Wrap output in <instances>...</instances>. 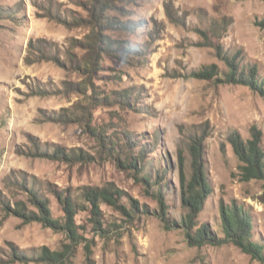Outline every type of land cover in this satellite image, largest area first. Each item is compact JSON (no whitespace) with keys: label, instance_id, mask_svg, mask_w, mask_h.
Instances as JSON below:
<instances>
[{"label":"rangeland","instance_id":"374dc122","mask_svg":"<svg viewBox=\"0 0 264 264\" xmlns=\"http://www.w3.org/2000/svg\"><path fill=\"white\" fill-rule=\"evenodd\" d=\"M94 2L0 0V264H264L232 243L190 246L178 223L179 154L187 176L198 137L212 189L198 225L216 229L220 203L236 201L264 251V181L241 180L225 139L232 128L248 138L256 125L264 149V95L224 82V58L235 55L257 65L264 86V0ZM209 65L217 74H190ZM109 139L143 160L144 172ZM158 178L167 215L153 192ZM84 186L115 188L124 209L100 200L94 216ZM30 188L60 223L59 193L85 205L76 240L5 209L23 200L36 210ZM42 247L62 254L21 259Z\"/></svg>","mask_w":264,"mask_h":264},{"label":"trees","instance_id":"16d2710c","mask_svg":"<svg viewBox=\"0 0 264 264\" xmlns=\"http://www.w3.org/2000/svg\"><path fill=\"white\" fill-rule=\"evenodd\" d=\"M111 5L112 0H96V3H93V8H109ZM108 23L112 22L109 21ZM94 44L96 43L94 42ZM103 44L106 49L112 48L108 40H104ZM114 48L119 49V47ZM224 59L227 64V70L224 73V82L248 86L252 91L264 95V86L262 80H260L258 76V68L255 63L240 65L235 55H227ZM190 74L196 77L207 78L208 76L217 74V72L215 70V65H209L202 67V69H194ZM108 98L109 97H107V99ZM197 138L198 137L192 138L191 143L188 145L189 172L187 176L184 171L183 155L179 154L180 200L185 212L182 214L178 223L184 231L186 242L190 246L232 243L253 258H257L264 262L263 246L255 238L252 217L248 210L236 201H231L227 204L223 202L220 203L219 223L216 229L211 228L206 223L198 225L197 216L202 210V206L212 189L203 159L201 143ZM225 139L230 145L234 156L239 161L238 169L241 180L248 181L250 179H259L264 181V149L261 143L262 131L256 125H252L249 128V137L244 138L238 130L232 128L226 131ZM108 141L110 145L108 148L114 150L115 146L117 152H124V155L130 159L127 164L132 167L134 166L135 160L138 162V165L141 163L143 168L140 169L137 165L136 169L137 171L139 170V172H144L145 166L143 160L141 162L138 160V156H130L129 152L120 149V146L115 140L109 139ZM130 144L131 143L128 142V145ZM62 153L65 154L64 151L58 154ZM141 154H143V152H141ZM146 178H150V171H147ZM145 181L147 182V180ZM152 185L157 186L156 190H153V192L160 203L159 208L161 214L167 215V211L164 207L163 191L162 189L159 190V188H162L161 179H155ZM24 186L25 185H23V187ZM25 188H28V186H25ZM27 193L28 202H30L36 210L29 209L23 200L15 201L14 207L12 208L6 203V205H4L5 209L26 221L36 220L53 230H63L72 241L79 237L77 226L74 222V216L78 210L84 208V204L79 203L68 192L64 191L59 193L57 195V200L63 211V222L60 223L51 216L49 199L45 195L32 188L28 189ZM120 196L121 193L111 186H84L80 193L82 200L90 203V212L94 216L98 215L96 210L98 209V202L100 200L124 209L123 205L120 203ZM0 204H3L2 198H0ZM163 220L166 221L167 224H170V222L178 224L176 221L170 220L169 218H164ZM61 254L60 252L50 251L46 247H42L37 256H21V259L54 263ZM21 255H24V253L21 252Z\"/></svg>","mask_w":264,"mask_h":264}]
</instances>
